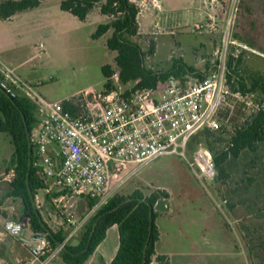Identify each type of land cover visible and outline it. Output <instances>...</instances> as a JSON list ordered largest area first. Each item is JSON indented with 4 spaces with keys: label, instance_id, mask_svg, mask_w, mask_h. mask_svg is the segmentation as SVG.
I'll use <instances>...</instances> for the list:
<instances>
[{
    "label": "rangeland",
    "instance_id": "374dc122",
    "mask_svg": "<svg viewBox=\"0 0 264 264\" xmlns=\"http://www.w3.org/2000/svg\"><path fill=\"white\" fill-rule=\"evenodd\" d=\"M39 1L34 9L0 18L1 70L8 66L39 86L49 100L102 90V67L118 71L116 53L106 45L112 31L97 40L92 35L109 17L98 8L82 22L62 10L63 0ZM132 1L140 10L133 40L147 53L148 68L165 71L182 60L206 72L224 54L227 61L230 55L235 58L236 42L244 47L242 74H264V0ZM151 46L154 51L148 53ZM242 101L251 114L257 105L253 98ZM263 149L244 152L232 163L230 179L211 186L200 182L178 155L132 164L120 179H113L98 206L117 194L128 196L139 190L150 196L165 191L168 197L163 200L171 210L161 212L157 221L163 239L171 240L172 251L192 253L196 264H264ZM12 153L9 137L0 132V194L7 190L6 165ZM49 208L58 216L65 210L54 203Z\"/></svg>",
    "mask_w": 264,
    "mask_h": 264
},
{
    "label": "built area",
    "instance_id": "2783aa9c",
    "mask_svg": "<svg viewBox=\"0 0 264 264\" xmlns=\"http://www.w3.org/2000/svg\"><path fill=\"white\" fill-rule=\"evenodd\" d=\"M240 48L244 47L235 42V59L242 54ZM227 65L224 54L201 78L182 81L171 76L166 82L136 91L122 84L115 72L111 90L82 91L64 100L45 98L39 86L2 65L0 89L36 106L38 123L30 142L35 164L48 181L67 194L102 199L113 179H120L130 165L164 155L182 157L205 186L217 183L212 151L204 144L191 151L190 142L204 129L219 130L230 118L240 121L247 114L242 99L252 96L232 89ZM10 175L14 177L13 170ZM59 203L55 199L57 208ZM67 222H72L71 216ZM24 229L23 222L15 219L5 223L6 234L19 238L32 258L41 260L51 241L43 233L21 237Z\"/></svg>",
    "mask_w": 264,
    "mask_h": 264
},
{
    "label": "trees",
    "instance_id": "16d2710c",
    "mask_svg": "<svg viewBox=\"0 0 264 264\" xmlns=\"http://www.w3.org/2000/svg\"><path fill=\"white\" fill-rule=\"evenodd\" d=\"M39 5V0L0 1V18L8 19ZM61 8L82 22H86L89 15L98 8L103 16L109 17V21L98 25L92 38L100 39L112 31L106 45L116 53L115 63L121 83L130 86L132 91L156 86L160 82H166L171 76L189 81L191 78H201L210 71L208 69L203 72L182 60H176L165 71L148 68L145 63L147 53L133 40L138 33L140 10L132 0H63ZM153 51L154 47L151 46L148 53ZM241 63V55L237 59L229 56L228 81L234 91L252 96L258 109L251 114H243L240 121H236L235 117L230 118L219 130L204 129L190 142L191 151L200 144L212 151L218 170L217 182L225 183L230 179L232 163L244 152L256 153L261 146L264 148V74L249 73L246 76L244 72L242 74ZM102 72L105 78L103 89L111 90L114 87L111 77L115 71L112 66L104 65ZM37 123L36 106L29 99L22 96L12 98L0 89V132L9 137L13 146L12 156L6 165L7 173L14 171V177L8 183L7 196L21 203L22 212L18 221L23 222L27 217L34 234L43 233L51 241V247L44 257L60 248V256L66 264H86L106 238L108 229L116 225L119 246L109 264H151L154 258L158 264H168L165 256H156L159 231L155 206L159 200L168 197L165 191L145 196L137 190L128 196L117 194L108 198L82 229L77 244L66 241L67 231L54 232L50 229L40 209L36 207L39 191L47 190L49 186L42 169L35 164L30 142V133ZM62 193L65 191L52 194V197H58ZM87 198L90 208L99 202V198ZM46 201L51 202L52 206L49 194L46 195Z\"/></svg>",
    "mask_w": 264,
    "mask_h": 264
},
{
    "label": "crops",
    "instance_id": "0c3cea01",
    "mask_svg": "<svg viewBox=\"0 0 264 264\" xmlns=\"http://www.w3.org/2000/svg\"><path fill=\"white\" fill-rule=\"evenodd\" d=\"M8 174L9 175H7V177L5 178V180H7V190L5 193L0 194V264H66L60 256V248L56 249L50 255L41 258V260H34L30 255L29 249L22 246L19 238H13L6 234V221L8 219L18 220V217L21 215L22 212L21 203L7 196L9 192L8 183L13 179L10 173ZM48 187L49 191H39V194L36 197V207L40 209V212L50 229H52L54 232H57L59 230L67 231L68 236L66 241L70 240L72 244H77L81 238H77V235L82 232V229L91 220V218L94 217L98 209L105 201L100 206H98L101 200L99 199L98 204L95 207L90 208L89 199L87 197H75L67 193H62V195L58 197H52V194L58 193L62 190L54 186L52 182H49ZM47 194H49V196L52 198V205L55 199H57L60 201L59 208L65 209L63 210V213H60V216H58L57 213L49 211V204L51 202L46 201ZM164 202L168 210H156L157 212H159L156 218V226L159 231V240L156 244V256H165L166 262L168 264H196L193 261L194 258H190V255L192 253L174 252L171 249V240H168L167 242L163 239L165 234L163 233V229L158 225L157 220L161 212H169L171 210L169 202L165 200ZM71 208L72 210H70ZM68 216H71V218H73L72 222L70 223L67 222ZM78 220L80 221L75 224V222H77ZM33 234L34 232L30 228L27 219V226L22 232L21 237H31ZM170 235L171 234H169L167 238ZM110 236L113 239L112 242ZM168 243L169 246H167ZM118 246L119 231L118 227L114 225L108 229L106 238L98 246L96 252L91 256V258L87 261L86 264H109L114 259L118 250ZM151 264H158L155 258L153 259Z\"/></svg>",
    "mask_w": 264,
    "mask_h": 264
},
{
    "label": "water",
    "instance_id": "95a60500",
    "mask_svg": "<svg viewBox=\"0 0 264 264\" xmlns=\"http://www.w3.org/2000/svg\"><path fill=\"white\" fill-rule=\"evenodd\" d=\"M31 155H32V150L30 149V158H31ZM155 209L158 210V211H167L168 208L167 206L165 205V202L164 200H159L155 206ZM27 217L23 220V224L24 226L26 227L27 226Z\"/></svg>",
    "mask_w": 264,
    "mask_h": 264
}]
</instances>
